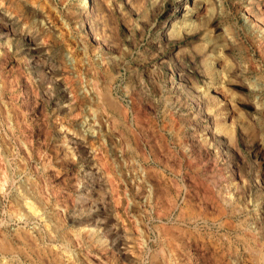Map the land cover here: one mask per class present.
<instances>
[{
	"label": "rangeland",
	"instance_id": "rangeland-1",
	"mask_svg": "<svg viewBox=\"0 0 264 264\" xmlns=\"http://www.w3.org/2000/svg\"><path fill=\"white\" fill-rule=\"evenodd\" d=\"M99 1L79 12L81 0H0L54 65L30 62L38 48L13 37L0 67V233L19 244L13 256L263 264L264 0H187L169 20L178 0ZM72 57L75 67L62 64ZM106 89L124 112L103 101ZM18 204L32 207L25 220Z\"/></svg>",
	"mask_w": 264,
	"mask_h": 264
},
{
	"label": "bare ground",
	"instance_id": "bare-ground-1",
	"mask_svg": "<svg viewBox=\"0 0 264 264\" xmlns=\"http://www.w3.org/2000/svg\"><path fill=\"white\" fill-rule=\"evenodd\" d=\"M29 2H30V0H28ZM99 1V0H98ZM100 2V1H99ZM98 2V3H99ZM187 0H178L177 1V3H176V6H174L173 7V10H172V12H171V14H170V16H168L169 18H168V20L169 19H171V18H173V16H178V15H180V14H182V12L187 8ZM9 3V2H8ZM32 3V2H31ZM43 3V2H42ZM101 3V2H100ZM1 4H3V3H1ZM40 4V3H39ZM38 4V5H39ZM6 5V4H5ZM12 5V4H11ZM29 5H30V3H29ZM32 5V4H31ZM34 5H35V3H34ZM43 6V5H42ZM79 12H80V10H81V12H86L87 11V9H88V6H87V0H81V2H79ZM106 6V5H105ZM204 6V5H203ZM14 7V6H13ZM19 7H21V6H19ZM34 7V6H33ZM44 7V6H43ZM35 8V7H34ZM40 8V7H39ZM8 9V8H7ZM15 9H18L17 7L15 8ZM204 9V8H203ZM245 9V8H244ZM92 10V9H91ZM14 11H16V10H14ZM21 11V10H20ZM25 11V10H24ZM31 11L33 12V9H31ZM27 12H29V11H27ZM31 12V13H32ZM77 12V11H76ZM23 13V12H22ZM26 13V12H25ZM35 13V12H34ZM6 14V13H5ZM3 12H1L0 11V67H1V65L4 63L3 62V58H4V56H6V54H7V51H10V49H11V47H10V45L12 44L11 42V40H12V38L13 37H22L23 39H25V41H27L28 43H32V44H34V46H36V57L35 58H32V59H30L29 61L30 62H32L33 64H38L39 62V64H40V66L39 67H43V68H48V71H49V69H51V68H54V65L52 64V63H50V62H47V60L45 61L44 60V58L43 57H39L40 55H39V53H38V51H39V47H37V45L39 44V43H36L35 42V38H36V35H34L30 30V32H26V33H24V32H19V31H17V29H16V27L15 26H13L12 25V23H10L9 22V18L5 15ZM11 14H13V13H11ZM21 14V13H20ZM47 14V13H46ZM72 14V13H71ZM84 14V13H83ZM122 14V13H121ZM98 15H101V14H98ZM97 15V16H98ZM23 18L25 19L24 21H25V23L26 24H28L29 23V16H30V14L29 15H27V14H24L23 13ZM88 16V15H87ZM19 17V16H18ZM41 17H42V15H41ZM50 17V16H49ZM75 17V16H74ZM86 17V16H85ZM123 17V16H122ZM40 18V17H39ZM48 18V17H47ZM53 18V17H52ZM43 19V18H42ZM51 19V18H50ZM92 19V18H91ZM95 19V18H94ZM29 20V21H28ZM41 20V19H40ZM86 20V19H85ZM42 21V20H41ZM48 21V20H47ZM70 21V20H69ZM87 21V20H86ZM86 21H85V23H86ZM89 21V20H88ZM87 21V22H88ZM94 21V20H93ZM174 21V20H173ZM181 21V20H180ZM40 22V21H39ZM54 22V21H53ZM62 22V21H61ZM31 23V22H30ZM33 23H35L36 24V22H33ZM87 24V23H86ZM34 25V24H33ZM41 25V24H40ZM49 26V25H48ZM77 26V25H76ZM29 27V26H28ZM30 27H31V25H30ZM34 27V26H33ZM60 27V26H59ZM74 27V26H73ZM102 27V26H101ZM42 28V27H41ZM47 28V27H46ZM85 31H84V38L86 39V40H88V41H91V44L93 43H96L97 42V39H99V37H98V34L95 32V31H93V30H89V28L87 27V26H85ZM95 28V27H94ZM36 29H37V26H36ZM39 29H40V26H39ZM44 29V28H43ZM33 30H34V28H33ZM32 30V31H33ZM38 30V29H37ZM41 30V29H40ZM45 30V29H44ZM63 30V29H62ZM79 30V29H78ZM164 31V33H166L167 32V30L165 31V30H163ZM35 32V31H34ZM23 34V35H22ZM42 34V33H41ZM161 34V33H160ZM38 36H39V34H37ZM99 35H100V33H99ZM171 35H173V34H171ZM102 36V35H101ZM221 36V35H220ZM48 37V36H47ZM113 37V36H112ZM221 38H223V37H221ZM15 39V38H14ZM72 39V38H71ZM82 39V38H81ZM19 40V39H18ZM21 40V39H20ZM86 40H85V42H86ZM15 41H17V40H15ZM37 41V40H36ZM38 42V41H37ZM49 42V41H48ZM53 42V41H52ZM66 42V41H65ZM54 43V42H53ZM89 43V42H88ZM80 44H81V42H80ZM100 44H101V42H100ZM9 45V46H8ZM76 45V44H75ZM95 45V44H94ZM12 46V45H11ZM74 46V45H73ZM83 47L85 46V45H82ZM98 47V46H97ZM90 48V47H89ZM93 48V47H92ZM33 49V48H32ZM35 50V49H34ZM71 50V49H70ZM83 50V49H82ZM81 51V50H80ZM95 51V50H94ZM78 53V52H77ZM84 53V52H83ZM96 53V52H95ZM39 55V56H38ZM73 55V54H72ZM34 56V55H33ZM85 56H87V55H85ZM91 56V55H90ZM24 57V56H23ZM66 57V56H65ZM76 58H77V56H75ZM73 58L71 61L70 60H68V61H65V60H63V61H61L62 62V64H64V65H68V66H73V67H75L76 66V58ZM80 58V57H79ZM69 59V58H68ZM88 60V59H87ZM78 61V60H77ZM82 63V62H81ZM32 64V65H33ZM79 64V63H78ZM3 66V65H2ZM35 66V65H34ZM38 67V68H39ZM66 67V66H65ZM63 68V67H62ZM79 68V67H78ZM84 68V67H83ZM3 69H4V67H3ZM40 69H42V68H40ZM76 69V68H75ZM33 70V69H32ZM43 70V69H42ZM41 70V71H42ZM2 73H3V71L2 70H0ZM40 71V70H39ZM211 72V71H210ZM1 74V73H0ZM40 75V74H39ZM29 76V75H28ZM32 76V75H31ZM181 77V76H180ZM1 78V77H0ZM179 78V77H178ZM44 79V78H43ZM94 85V84H93ZM178 86H180L181 87V82L180 81H168V87L170 88V90L172 91H174V90H176L177 89V87ZM89 88V87H88ZM107 88V87H106ZM216 89V88H215ZM73 90H74V88H73ZM94 90V89H93ZM221 90V89H220ZM89 91V90H88ZM95 92H96V90H94ZM93 91V92H94ZM224 91V90H223ZM41 92V91H40ZM46 92H47V90H46ZM169 92V91H168ZM167 92V93H168ZM186 92H188V91H186ZM216 92V91H215ZM218 92V91H217ZM97 93H98V91H97ZM173 93V92H172ZM73 95L75 94V93H72ZM105 94V95H104ZM220 94V93H219ZM224 94V93H223ZM223 94H220V95H223ZM95 95V94H94ZM99 95V94H98ZM97 95V96H98ZM101 95V94H100ZM179 95V94H178ZM195 95V94H194ZM197 95V94H196ZM74 96H76V95H74ZM104 96V97H103ZM106 96V97H105ZM182 96V95H181ZM199 96V95H198ZM84 97V96H83ZM102 97L104 98V100L103 101H105L106 102V104L108 105V107L109 108H111L112 109V111L114 110V111H116L117 113H119V114H121L122 112H124L125 111V109L122 107V105L120 106L119 105V103H115V101L116 100H114V98H112L111 96H110V93L108 92V90L106 89V91H105V93H103L102 94ZM101 97V98H102ZM189 97V96H188ZM194 97V96H193ZM197 97V96H196ZM211 97V96H210ZM209 97V98H210ZM221 97H223V96H220V98ZM224 97H225V95H224ZM223 97V98H224ZM95 98V97H94ZM184 98V97H183ZM204 98V97H203ZM73 99V98H72ZM93 99V98H92ZM185 99V98H184ZM192 99V98H191ZM213 99V98H212ZM222 99V98H221ZM220 99V100H221ZM84 100V99H83ZM195 102H194V110H195V114H197L198 116H199V119H200V122L202 121V122H205V121H207L208 122V125L207 126H209V128H207V131H210L211 129L213 130L214 129V126H215V122L213 123L212 121V119L210 118V116L207 114V112H209V111H207V110H205L206 108L204 107V102H205V100H204V102L202 101V99H200V98H195ZM211 100V99H210ZM226 100H227V98H226ZM72 101V100H71ZM74 101V100H73ZM208 101V100H207ZM221 101H224V99L223 100H221ZM104 102V103H105ZM178 102V101H177ZM182 102V101H181ZM180 102V103H181ZM209 102V101H208ZM208 102H206V104L208 103ZM223 103V102H222ZM226 102L224 101V104H225ZM131 105V104H130ZM206 106V105H205ZM225 106H226V104H225ZM98 107V106H97ZM131 107H133V106H131ZM224 107V106H223ZM96 108V107H95ZM101 108H103V107H101ZM135 108V107H134ZM205 108V109H204ZM133 110V109H132ZM207 111V112H206ZM15 112V111H14ZM99 112V111H98ZM105 112V111H104ZM211 113V112H210ZM108 114V113H107ZM196 115V116H197ZM125 116V115H124ZM201 117V118H200ZM212 117V116H211ZM232 117V116H231ZM134 118V117H133ZM179 118V117H178ZM215 119V118H214ZM217 119V118H216ZM212 120V121H211ZM124 121V120H123ZM216 121V120H215ZM218 121V120H217ZM216 121V123L218 124V122ZM199 122V121H198ZM118 123V122H117ZM198 123H196L195 124V126L197 125ZM200 124V123H199ZM212 125H214L213 126V128H211L210 126H212ZM141 127V126H140ZM201 127V126H200ZM203 127V126H202ZM205 127H206V125H205ZM219 128V127H218ZM205 130V129H204ZM130 131V130H129ZM214 131V130H213ZM224 132V131H223ZM194 133V132H193ZM216 133V132H215ZM212 134V133H211ZM195 136V135H194ZM252 139V138H251ZM195 140V139H194ZM199 140V139H198ZM230 140V139H229ZM191 141V140H190ZM257 141V140H256ZM233 143V142H232ZM194 144V143H193ZM229 144V143H228ZM192 145V144H191ZM201 145V144H200ZM200 147V146H199ZM263 147V146H262ZM93 149V148H92ZM257 149H259V146H258V148ZM256 149V150H257ZM256 150H255V152H256ZM260 150V149H259ZM261 151V150H260ZM103 152V151H102ZM105 152V151H104ZM264 153V152H263ZM97 154V153H96ZM101 155V154H100ZM106 155V154H105ZM262 155H264V154H262ZM103 158H105L104 156H103ZM263 158H264V156H263ZM105 160V159H104ZM109 160V159H108ZM106 161V160H105ZM255 162V161H254ZM258 162V161H257ZM261 163V162H260ZM109 166V165H108ZM214 166V165H213ZM212 167V166H211ZM264 167V166H263ZM258 169H259V166H258ZM263 170H264V168H263ZM264 173V172H263ZM262 173V174H263ZM257 175H259L258 173H257ZM219 176V175H218ZM257 177H259V176H257ZM261 177H264L263 175H261ZM217 178V177H216ZM220 178V177H219ZM256 178V177H255ZM256 179H258V178H256ZM99 180H100V178H99ZM216 180V179H215ZM215 180H214V182H215ZM264 180V179H263ZM101 181V180H100ZM262 181V180H261ZM110 182V181H109ZM213 182V181H212ZM217 182H218V180H217ZM220 182V181H219ZM255 182H257L258 184H259V182L258 181H255ZM1 184V183H0ZM258 184H257V186L256 187H258ZM264 184V183H263ZM135 185V184H134ZM220 185H222V184H220ZM255 185V184H254ZM262 186V185H261ZM264 186V185H263ZM2 187V186H1ZM260 187V186H259ZM153 188V187H152ZM261 188V187H260ZM152 190H154V189H152ZM136 192V191H135ZM262 193L264 192V191H261ZM261 193V194H262ZM161 194V193H160ZM218 194V193H217ZM24 197V196H23ZM18 199V198H17ZM21 199L19 198V201H20ZM28 200V199H27ZM209 200V199H208ZM15 201V200H14ZM174 201V200H173ZM212 201V200H211ZM210 201V202H211ZM259 202V201H258ZM12 203H14V202H12ZM172 203H175V202H172ZM215 203H216V201H215ZM215 203H213V204H215ZM19 204H20V202H19ZM19 204H18V206H19ZM258 204V203H257ZM31 205H32V203H31ZM31 205H25V206H22L21 205V207L19 206V208H20V210H19V208L15 211L16 212V216H17V219H19L20 221L21 220H25L26 219V213L28 212V211H30L31 209L30 208H32L31 207ZM173 205V204H172ZM220 205V204H219ZM193 206V205H192ZM11 207V206H10ZM218 207H220V206H218ZM222 207V206H221ZM256 207H258L257 205H256ZM23 208V209H22ZM27 208V209H26ZM181 208H183V207H180L179 209H180V212L183 210V209H181ZM198 208H199V205H198ZM184 209H186V208H184ZM194 209H195V207H194ZM201 209V208H200ZM218 209H221V208H218ZM222 209H223V207H222ZM258 209H260V208H258ZM26 210V211H25ZM28 210V211H27ZM34 211V210H33ZM187 211H188V209H187ZM187 211H186V213L185 214H188L191 210H189L188 211V213H187ZM201 211V210H200ZM220 211V210H219ZM222 211H224V210H222ZM222 211H220V212H222ZM183 212H185V211H182V213ZM264 212V211H263ZM260 214V213H259ZM29 215V214H28ZM208 215V214H207ZM219 215V214H218ZM264 216V215H263ZM38 218V217H37ZM36 218V219H37ZM261 219H262V217H260ZM264 218V217H263ZM228 220V219H227ZM224 221V220H223ZM19 228V227H18ZM21 228V227H20ZM16 229V228H15ZM17 230V229H16ZM27 231V230H26ZM18 233V232H17ZM263 233V232H262ZM7 234V233H6ZM6 234L5 233H0V256L1 255H3V256H5V255H8V254H12L11 256L13 257V258H11L10 260H8V261H6V262H3L2 261V259H1V257H0V264H19V260L17 259V257L16 256H13V254L14 255H17L18 253H20V248L18 247V245H16V243H13L11 240H10V238L8 237V236H6ZM19 235V234H18ZM25 235V234H24ZM25 236H27V235H25ZM242 238V237H241ZM21 239V238H20ZM27 240V239H26ZM243 240V239H242ZM34 242V241H33ZM33 242H30V243H33ZM20 243V242H19ZM24 243V242H23ZM254 243V242H253ZM21 244V243H20ZM38 245V244H37ZM245 247H247V246H245ZM261 247V246H260ZM248 248V247H247ZM174 249V248H173ZM250 249V248H249ZM258 249H260V248H258ZM22 250H24V249H22ZM32 250H34V249H32ZM36 251V250H35ZM256 251V255H257V250H255ZM263 251H264V248H263ZM262 251V254H261V252H259L260 254H261V257H260V259H261V263H263L264 264V252ZM258 253V254H259ZM254 254V253H253ZM259 254V255H260ZM30 255V254H29ZM19 256V255H18ZM35 256V255H34ZM254 256V255H253ZM256 257V256H255ZM19 258V257H18ZM39 258H40V256H39ZM46 258H47V256H46ZM247 259V258H246ZM256 259V258H255ZM260 259H258L257 258V261L258 260H260ZM43 261V260H42ZM54 261V260H53ZM56 261V260H55ZM249 261V260H248ZM256 261V260H255ZM242 264V263H241ZM244 264V263H243ZM250 264V263H249Z\"/></svg>",
	"mask_w": 264,
	"mask_h": 264
}]
</instances>
